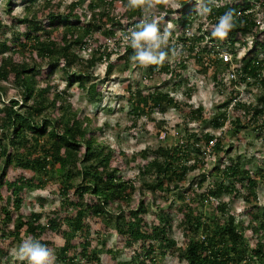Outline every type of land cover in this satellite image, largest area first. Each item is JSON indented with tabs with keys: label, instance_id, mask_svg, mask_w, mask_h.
Masks as SVG:
<instances>
[{
	"label": "trees",
	"instance_id": "obj_1",
	"mask_svg": "<svg viewBox=\"0 0 264 264\" xmlns=\"http://www.w3.org/2000/svg\"><path fill=\"white\" fill-rule=\"evenodd\" d=\"M26 1L24 8L30 10L35 0ZM46 1L53 2V8L43 18L35 13L16 16L17 22L24 23L23 30L11 28L12 23L6 26L0 17V253H6L14 242L32 237L54 251V264H158L159 256L175 248L185 264H264V205L260 210L253 199L259 180L264 182V165L257 164L253 171L238 154L222 159L223 152L228 151L223 136L187 126L202 120L214 128L226 124L225 130L234 136L251 126L255 135L264 139V58L245 54L233 62L219 57L222 49L235 54V47L246 43L247 35L252 49H264V24L255 16V7L264 8V0H204L212 8L204 29L205 20L194 6L196 0H179V9L156 5L161 23L172 20L180 27L178 40H170V46L182 45L183 54L162 66H147V73L179 77L191 66L211 75L213 85H219L225 95L221 110L209 116L203 106L194 108L157 86L144 91L127 83L129 112L134 115L163 111L168 105L184 112V128L174 143L138 151L146 159L137 166L141 186L135 176L122 173L118 158L122 150L98 141L95 131L100 127L91 128L90 117L73 107L67 89H59L57 83L45 78L59 68L67 86L75 85L90 101H100V81L92 68L98 60L106 62L108 72L117 65L122 71L128 68L134 50L119 39L143 19V10L130 9L128 0H69L62 9L59 0ZM5 2L9 7L13 0ZM121 2L124 8L119 15L111 12ZM101 4L102 15L97 21L87 17L85 9H97ZM228 11L234 13L235 27L225 40L212 38V26ZM196 17L200 24L192 30ZM91 44L90 54L83 55ZM1 81L12 82L18 95L7 96ZM187 81L185 75L175 83ZM242 84L262 89L256 102L238 97ZM192 90L189 87L185 95L189 97ZM3 95L7 100L1 98ZM205 153L218 154V162L200 173L196 185L203 188L209 176L212 183L201 192L187 195L182 182L189 171L205 166ZM215 176L220 179L214 180ZM52 180L53 186L48 184ZM35 189L58 195L59 203L47 212L39 209L24 214L23 192ZM137 191L143 195L134 206H126ZM158 191L161 197L168 199L171 192L183 201L184 246L172 242L169 218L159 204H155L160 209L157 221L146 218L144 196ZM223 194L241 195L249 203L250 215L236 220L228 200H217ZM196 196L202 201L212 197L215 213L197 210ZM39 198L43 205L46 196ZM112 231L132 248V253L128 259L103 262L101 247ZM159 244L163 248L157 250Z\"/></svg>",
	"mask_w": 264,
	"mask_h": 264
},
{
	"label": "rangeland",
	"instance_id": "obj_2",
	"mask_svg": "<svg viewBox=\"0 0 264 264\" xmlns=\"http://www.w3.org/2000/svg\"><path fill=\"white\" fill-rule=\"evenodd\" d=\"M6 0H0V17L6 26L12 23L11 28L16 30H23L24 23H19L16 21V16H23L24 14L35 13L38 17L46 16L47 10L53 8V2H47L46 0H35L31 4V9L26 10L24 8L25 4L28 3L26 0H13L9 5H6ZM61 2V9L69 2V0H59ZM197 2V0H196ZM181 3L179 0H174V2L168 3L169 6L175 7V4ZM85 4V3H84ZM119 4V3H118ZM197 4V3H196ZM196 4H194L196 8ZM103 5L97 9H88L86 11L87 17L92 16L97 21L101 17V12L103 10ZM84 8V6H83ZM124 5L122 2L111 12L119 15L120 10H123ZM256 18L264 24V8L255 7ZM157 7H155L151 14L157 16ZM146 13L142 12V18ZM154 18V17H153ZM203 21V19H202ZM210 20L203 21L202 29L207 27ZM172 23L175 27L173 29L171 41H177L176 35L181 34V29L172 20H166L160 24L161 30L166 26L167 23ZM200 21L199 18H194L192 21V30H197ZM126 35V34H125ZM246 43L238 44L235 47V54L229 53L225 49L221 50L219 57L222 60H230L237 62L242 56L247 54L258 55L259 58H264V49L254 48L252 49L251 37L247 35L245 37ZM120 43L124 42L123 37L119 39ZM113 42V41H112ZM110 42V43H112ZM208 42V40H206ZM179 43V42H178ZM93 44L89 45L82 54L88 56L91 52ZM224 55L227 57L225 58ZM116 54L113 53L111 58L114 59ZM171 61L174 60L169 58ZM43 65H46V61L43 60ZM190 64V63H189ZM188 64V65H189ZM74 67V66H73ZM72 67V68H73ZM76 67V66H75ZM74 69V68H73ZM94 77L100 81L101 86V100L98 102H92L88 99L87 94L84 90L75 89V85H66L65 75L57 68L49 78L45 80L50 82H55L58 84V88H66L69 100L71 101L73 107L80 111L81 114L88 115L90 117L89 126L91 128H99L95 131V137L98 141L108 144L116 149L122 150L118 158L122 161V173L124 175H129L136 178L141 186V177L138 175V164L144 162L146 159L141 158V154L138 152L143 148L153 149L159 144H170L174 143L178 137V131H182L184 128L183 121V111L179 110L171 105H168L163 111L154 109L151 113H143L141 115H134V113L129 112L130 104L126 98L128 87L127 83L133 89H139L148 91L154 87H158L164 92H168L171 95L177 96L181 101H187L192 103L193 107L203 106L209 116L216 114L220 111V102L223 101L225 93L220 92L219 85H213L212 76L208 74H202L201 72L195 70L191 66H188L182 71L179 77H173L170 74H158L156 76L147 73V67L139 65L137 62L131 59L128 68L122 71L119 65L114 67L111 71L106 70V62L104 60H98L95 66L92 68ZM264 73V67L262 69ZM185 75L188 76L187 83L181 82L176 84L177 78L181 79ZM44 81V80H42ZM7 87V96H17L18 89L10 81H1ZM40 83V80H39ZM193 87L192 94L187 97L185 95V90L189 87ZM238 97L241 99H248L253 102L257 101L258 95L262 92V89L255 86L249 85H239ZM226 90V89H225ZM228 91V89H227ZM226 92V91H225ZM5 100L6 96L3 95ZM2 102H0V106ZM23 106V103L21 104ZM49 111L45 109L44 113ZM134 122V123H133ZM193 130H211L215 135L223 136L222 141L224 148H228L227 152H223L222 159L227 156L234 157L239 155L241 162H247V166L251 170H256L257 164L262 163L264 165V139H260L255 135V131L251 129V126L242 128L240 136H234L225 130L226 124L223 127L214 128V126L206 121H195L187 124ZM209 147L205 149L208 153ZM205 153L204 159L206 164L204 167L197 166L195 169L188 172L185 181L182 182V187L188 190L187 195H194L195 192H201L210 183H212V178L209 176L205 179L203 183V188L196 185L200 177V173L211 169L213 164L218 162V154L208 155ZM151 156V152L147 153ZM220 176H215L214 180H219ZM226 178L224 181H227ZM53 182H48V184H54ZM53 184L51 186H53ZM161 191L155 194L147 192L144 198L147 201L148 211L146 213V218L148 221H157V212L160 210L155 204H159L162 208L163 213L169 218L171 227L169 229L170 238L172 242H175L177 246L185 245V235L183 233V211L181 207L183 206V201L179 199L175 193H168V199L161 197ZM24 203L22 206V211L24 214L28 212L42 209L43 211H49L53 206L59 203V196L48 193L44 190H28L23 192ZM142 191H137L133 199L126 204V206L131 207L137 203L139 196H142ZM39 196H46L43 205H41ZM212 197L206 200H200L195 197L196 209L205 212L207 214L215 213V203L213 205ZM227 199L230 211L234 212L237 219H243L250 215L251 210L249 203L246 202L241 195L236 197H231V195L223 194L217 198V200ZM255 201L260 204L258 207L264 205V182L259 180L257 185V195ZM249 234V233H247ZM57 241L59 239L56 238ZM106 245L101 247L100 256L103 262L110 261L116 262L119 260L128 259L129 255L132 253V248L127 246L125 241H123L115 232L107 233L105 236ZM24 241L14 242V244L6 251V253H0V264H27L26 261H20L16 255L18 247ZM163 248L161 244L158 245V249ZM158 264H185V261L179 257L178 250L175 248L172 251L169 249L166 251L165 255H161L157 258Z\"/></svg>",
	"mask_w": 264,
	"mask_h": 264
},
{
	"label": "clouds",
	"instance_id": "obj_3",
	"mask_svg": "<svg viewBox=\"0 0 264 264\" xmlns=\"http://www.w3.org/2000/svg\"><path fill=\"white\" fill-rule=\"evenodd\" d=\"M174 0H128L127 6L130 9H142L146 15L128 30V34L123 36L126 45L134 50L131 59L139 65L147 67L149 65L162 66L169 58L177 59L182 56L183 46H176L174 43L170 46V40L174 25L167 23L161 30L160 23L162 17H151L152 10L158 4H168ZM212 0H210V3ZM179 9V3L175 4ZM196 12L203 20L212 13L209 3L204 0H197ZM235 27L234 13L228 11L217 18V22L212 26L211 37L218 40H225L229 32ZM16 255L20 261H26L27 264H54V251L41 243L38 239L29 237L18 247Z\"/></svg>",
	"mask_w": 264,
	"mask_h": 264
},
{
	"label": "built area",
	"instance_id": "obj_4",
	"mask_svg": "<svg viewBox=\"0 0 264 264\" xmlns=\"http://www.w3.org/2000/svg\"><path fill=\"white\" fill-rule=\"evenodd\" d=\"M224 57L226 58L227 56H226V55H224Z\"/></svg>",
	"mask_w": 264,
	"mask_h": 264
}]
</instances>
